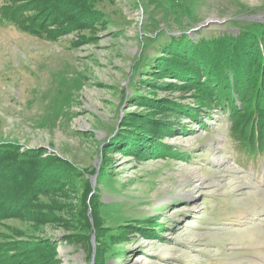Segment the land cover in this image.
I'll return each mask as SVG.
<instances>
[{
    "label": "rangeland",
    "instance_id": "rangeland-1",
    "mask_svg": "<svg viewBox=\"0 0 264 264\" xmlns=\"http://www.w3.org/2000/svg\"><path fill=\"white\" fill-rule=\"evenodd\" d=\"M52 2L22 6L46 20L42 34L0 24V146L33 151L38 167L56 159L42 187L28 185L33 197L13 195L10 213L1 204L0 264H264V159L236 160L225 112L195 123L165 108L175 128L150 127L165 118L154 96L197 107L183 81L142 71L169 35L200 41L264 22V0H84L50 21ZM121 127L155 138L128 148Z\"/></svg>",
    "mask_w": 264,
    "mask_h": 264
},
{
    "label": "trees",
    "instance_id": "trees-1",
    "mask_svg": "<svg viewBox=\"0 0 264 264\" xmlns=\"http://www.w3.org/2000/svg\"><path fill=\"white\" fill-rule=\"evenodd\" d=\"M31 1L33 0H5L4 6L7 12L0 13V24H3L1 21H4L28 33L42 34L45 31L46 20H41L40 24H35L34 21L30 20L32 15L23 14L24 9H22V6L28 5ZM36 1L39 2V0ZM52 1V5L43 6V11L49 12L47 15L51 17L50 21L65 19L68 14L60 18L61 15L65 12L69 13L66 10L76 1L81 3L78 8L85 4L84 0ZM60 3L63 4L62 7L57 8ZM90 4L92 5L93 1H90ZM78 8L75 15L87 14L89 18L91 17L90 13L94 11L92 8L90 12L83 13L81 10L84 8L81 10ZM41 15V18L45 19L42 12ZM64 23L67 25V21ZM156 50V54L145 64V68L142 71L150 72L158 68V72L161 75L167 73L169 76L183 81L185 85L183 86L189 87L191 91L189 95L194 99L197 109L192 111L187 106L173 101H171L170 105L163 104L167 102L166 98L156 99L157 97L154 96L152 99L153 103L155 106H159L158 109L160 110L157 114H163L165 118L161 120L152 116L149 118L150 127L152 125L156 129L162 127L168 132H170V129L173 130L175 128L174 124L179 122L178 118L175 119L169 113L163 111L165 108L167 110L176 108L180 113H190L191 119L195 123H200V111L205 114H210L213 110L225 112L226 117L229 119L228 136L232 140L236 160L240 163L248 161L258 163L263 160L264 22H248L246 25H241L236 32H225L200 41L191 39L185 32L180 35H169L166 37V41L156 46ZM164 52H166V56L161 58L160 55ZM158 65L160 67H157ZM171 85L176 86L175 84ZM136 96L141 97L140 94H136ZM145 98L150 99L149 96ZM178 105L180 106L178 107ZM162 106L163 108L161 109ZM204 116L206 117V115ZM173 125L174 127H172ZM146 129L147 127H144V131H134L121 127L120 130H117L116 136L121 133L124 138H127L129 144H124V146L140 148L145 138L154 137ZM142 136L143 138H141ZM157 138L156 141L161 139L159 136ZM120 142L116 141V143ZM6 146H0V175L4 179L7 178L2 186L3 193L1 195L11 197H6L3 202H0V206L7 203L8 206L5 207L6 211L4 212L10 213L11 210L19 208V205H10L8 203L12 196L22 194V198L33 197V193L27 189L28 185L32 186V191L34 187H42V179L48 176V173L42 168L45 166V168L53 171L54 167H51V163H54L53 161L56 159L49 157L45 162L40 161L41 164L38 167L37 156L33 151L21 152L18 147L13 145ZM12 169L17 170V172H12ZM10 172L12 173L9 174ZM102 175L106 179L107 176L104 173ZM32 176L33 178L36 177L34 178L36 180L31 178ZM26 178L31 179L26 180ZM8 181L18 187V189L14 191L8 190ZM86 184L85 197L92 190L91 185L87 181ZM90 202L89 206L94 218L93 224L96 231H98L99 222L95 216L94 202ZM82 204V216L85 219V224L90 227V222L86 215L88 205L85 203V198L82 200ZM25 208L26 206L20 207L21 211ZM37 255L26 256V259L32 261L36 259ZM96 256H98V247L95 259Z\"/></svg>",
    "mask_w": 264,
    "mask_h": 264
},
{
    "label": "water",
    "instance_id": "water-1",
    "mask_svg": "<svg viewBox=\"0 0 264 264\" xmlns=\"http://www.w3.org/2000/svg\"><path fill=\"white\" fill-rule=\"evenodd\" d=\"M263 18V19H262ZM260 21H264V16L260 17L259 18Z\"/></svg>",
    "mask_w": 264,
    "mask_h": 264
}]
</instances>
